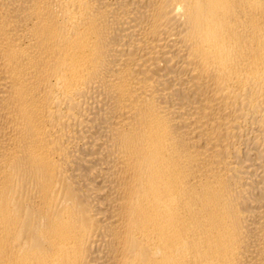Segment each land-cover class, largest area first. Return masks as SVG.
Returning <instances> with one entry per match:
<instances>
[{
	"label": "bare ground",
	"instance_id": "1",
	"mask_svg": "<svg viewBox=\"0 0 264 264\" xmlns=\"http://www.w3.org/2000/svg\"><path fill=\"white\" fill-rule=\"evenodd\" d=\"M0 264H264V0H0Z\"/></svg>",
	"mask_w": 264,
	"mask_h": 264
}]
</instances>
